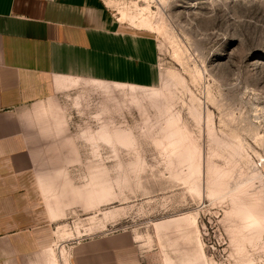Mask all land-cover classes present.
I'll use <instances>...</instances> for the list:
<instances>
[{"label": "rangeland", "instance_id": "374dc122", "mask_svg": "<svg viewBox=\"0 0 264 264\" xmlns=\"http://www.w3.org/2000/svg\"><path fill=\"white\" fill-rule=\"evenodd\" d=\"M105 2L156 37L161 79L135 95L103 85L77 93L79 105L67 97L53 141L67 154L36 157L62 195L50 247L124 233L142 264H264V230L243 246L231 232L243 223L234 201L264 208V0ZM135 4L151 8L150 27L132 24ZM172 118L185 145L175 151Z\"/></svg>", "mask_w": 264, "mask_h": 264}, {"label": "crops", "instance_id": "0c3cea01", "mask_svg": "<svg viewBox=\"0 0 264 264\" xmlns=\"http://www.w3.org/2000/svg\"><path fill=\"white\" fill-rule=\"evenodd\" d=\"M157 54L156 37L124 25L105 0H0V264H51L62 195L38 178L36 157L67 154L53 144L67 97L156 88ZM70 263L142 264L124 233L76 241Z\"/></svg>", "mask_w": 264, "mask_h": 264}, {"label": "bare ground", "instance_id": "6f19581e", "mask_svg": "<svg viewBox=\"0 0 264 264\" xmlns=\"http://www.w3.org/2000/svg\"><path fill=\"white\" fill-rule=\"evenodd\" d=\"M135 7H136V9L134 10L135 12L133 11L134 13L131 14L130 17L133 20L135 18H139V21L136 22L134 20L132 22V24L136 26L139 23L141 25H138V26H149L150 27V25H151V23L149 21L150 19L147 18L148 16L147 17L144 16V12L150 11L151 8L148 5H147V7L146 6L140 7V6H138V4H135ZM123 19H124V16L120 17V20H123ZM117 86L124 87L126 85L117 84ZM129 87H130L129 91H131L132 95H135L137 88H140V87H136L133 85H131ZM143 89H145V88H143ZM150 89L153 90L155 88H149L148 90H150ZM177 120L178 119L172 118L170 120V124L168 126L169 129L171 130L170 131L171 134L168 135V137L172 139L169 142V145H171L174 148L173 151L179 150L180 147L185 146V145H183V143L180 139L179 133H180L181 128L179 126H177V124H178ZM243 201L242 200L234 201L235 208L232 211V215L234 214L235 216H237L239 221L241 220V223L242 222L243 223H242V225L238 224L236 226L238 228L241 225L240 228H238L235 232L231 231L235 234L239 230V233H241V235H240L241 241L238 240V243L240 242V244L242 246L244 245V241L247 238L250 241L260 238L261 232L264 230V208L261 207L260 204L257 201H254L253 199H247V200H243ZM261 203H263V202H261ZM63 233H64V235H67L68 230L63 229V226L59 227L58 230L56 231V234H57L56 236H62ZM233 238L236 239L235 236ZM238 239H240V238L238 237ZM235 242H237V241H235ZM47 253H48V257H49L51 264H70V260H69L70 259V252H68V250H66V249H62V251H60L59 254H57L56 251L54 250V248L50 247L47 250ZM61 259H64V262L60 263ZM241 264H254V263L251 260H245V261L241 262Z\"/></svg>", "mask_w": 264, "mask_h": 264}]
</instances>
